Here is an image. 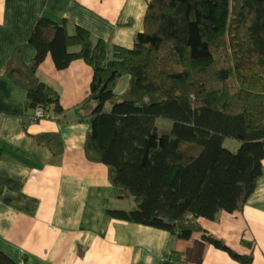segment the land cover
Segmentation results:
<instances>
[{"label":"trees","instance_id":"16d2710c","mask_svg":"<svg viewBox=\"0 0 264 264\" xmlns=\"http://www.w3.org/2000/svg\"><path fill=\"white\" fill-rule=\"evenodd\" d=\"M29 40L33 61L25 63L17 46L18 63L5 72L26 90L31 119L39 107L50 118L67 111L56 86L37 73L49 54L58 68L80 58L94 70L79 102L89 112L85 150L107 165L115 193L136 202L110 214L183 238L200 234L252 263L254 240L237 250L204 221L242 209L264 174V0H149L132 46L81 24L70 31L66 19L49 15ZM123 74L129 83L118 91ZM36 140L63 150L56 134ZM0 264L20 263L0 248Z\"/></svg>","mask_w":264,"mask_h":264},{"label":"crops","instance_id":"0c3cea01","mask_svg":"<svg viewBox=\"0 0 264 264\" xmlns=\"http://www.w3.org/2000/svg\"><path fill=\"white\" fill-rule=\"evenodd\" d=\"M148 1L0 0V248L20 264H244L200 234L183 238L110 214L136 202L115 193L107 165L85 150L89 112L79 102L91 64L78 58L58 68L51 54L39 64L38 75L56 86L67 109L61 118L31 119L26 90L6 75L18 63L17 46L25 63L33 61L29 37L41 15L132 46ZM40 133L56 134L63 150L37 142ZM204 223L237 250L248 251L245 240H254L250 264H264V174L242 209Z\"/></svg>","mask_w":264,"mask_h":264},{"label":"rangeland","instance_id":"374dc122","mask_svg":"<svg viewBox=\"0 0 264 264\" xmlns=\"http://www.w3.org/2000/svg\"><path fill=\"white\" fill-rule=\"evenodd\" d=\"M129 79H130V75L129 74H123L121 76V78L119 79V81H118L116 89L118 91H123L128 86ZM158 121H159L160 124H171L170 120H166V119H163V118H159ZM225 144L228 145L232 149H237L239 144H240V142L237 139H234V138H227L226 141H225Z\"/></svg>","mask_w":264,"mask_h":264},{"label":"built area","instance_id":"2783aa9c","mask_svg":"<svg viewBox=\"0 0 264 264\" xmlns=\"http://www.w3.org/2000/svg\"><path fill=\"white\" fill-rule=\"evenodd\" d=\"M43 117H50V114L40 107L36 109L35 114L32 115V119H37V118H43ZM1 194V192H0Z\"/></svg>","mask_w":264,"mask_h":264}]
</instances>
